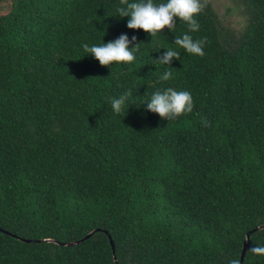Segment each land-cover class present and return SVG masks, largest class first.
Here are the masks:
<instances>
[{"label":"trees","instance_id":"trees-1","mask_svg":"<svg viewBox=\"0 0 264 264\" xmlns=\"http://www.w3.org/2000/svg\"><path fill=\"white\" fill-rule=\"evenodd\" d=\"M202 2L198 31L177 19L151 37L120 0H0V264L240 259L264 224V0ZM185 33L207 37L203 56L175 45ZM121 34L140 43L131 63L84 51ZM167 49L180 58L160 64ZM168 87L191 94V113L146 110ZM254 246L264 228L242 264H264Z\"/></svg>","mask_w":264,"mask_h":264},{"label":"clouds","instance_id":"clouds-1","mask_svg":"<svg viewBox=\"0 0 264 264\" xmlns=\"http://www.w3.org/2000/svg\"><path fill=\"white\" fill-rule=\"evenodd\" d=\"M121 7L116 9L118 16L129 17L127 27L130 29H142L151 37L157 36L165 28L174 31L177 19L187 24L190 32L198 31L200 25L195 17L201 13L205 7L202 0H167L166 3L155 4L153 0H139V2H129L120 0ZM136 40L133 36L131 41L126 34H121L117 39L96 46L83 45L86 54L95 57L101 66L110 67L113 63H131L135 60L134 53L139 50L140 43L132 44ZM175 45L183 48L189 54L203 56L204 45L207 37L193 39L185 33L182 38L176 37ZM173 58L179 59L180 53L173 49H167L162 56L157 59L160 64L170 65ZM172 76L171 72H165L161 81H167ZM132 95L131 90L122 94L119 98L111 100L113 112L121 114L128 109V98ZM146 110L157 113L162 119L171 120L184 113H191L193 110L192 96L187 91H176L168 87L164 90L155 91L149 100L144 102ZM204 126L207 121H204ZM251 253L264 255V247L254 246L250 249ZM229 264H240L239 260H231Z\"/></svg>","mask_w":264,"mask_h":264},{"label":"water","instance_id":"water-1","mask_svg":"<svg viewBox=\"0 0 264 264\" xmlns=\"http://www.w3.org/2000/svg\"><path fill=\"white\" fill-rule=\"evenodd\" d=\"M264 228V224H261L257 227H255L254 229H251L249 231L246 232L245 234V240L243 242V246H242V250H241V253H240V259H239V262L240 264H242V261H243V258H244V254H245V250L247 248V245H248V240H249V235L251 232L255 231V230H258V229H262ZM5 233H8L6 231H4ZM92 232L88 233L87 235H85L82 239L80 240H77V241H72V242H66V243H59V244H62V245H75L76 243L82 241L83 239L87 238ZM10 234V233H8ZM12 235V234H11ZM24 241L26 242H38L40 241V239H37V240H30V239H24ZM43 241H52V242H57L56 240H51V239H43ZM109 242H110V245H111V248H112V251L114 253V244H113V241L109 238ZM113 258H114V261L116 262V259H115V256L113 255Z\"/></svg>","mask_w":264,"mask_h":264},{"label":"rangeland","instance_id":"rangeland-1","mask_svg":"<svg viewBox=\"0 0 264 264\" xmlns=\"http://www.w3.org/2000/svg\"><path fill=\"white\" fill-rule=\"evenodd\" d=\"M212 1L220 10H222V6L226 2V0H212Z\"/></svg>","mask_w":264,"mask_h":264}]
</instances>
